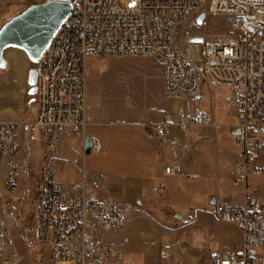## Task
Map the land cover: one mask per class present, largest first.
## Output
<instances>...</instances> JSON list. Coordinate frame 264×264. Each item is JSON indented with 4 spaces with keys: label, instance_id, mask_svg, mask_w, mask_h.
<instances>
[{
    "label": "built area",
    "instance_id": "1",
    "mask_svg": "<svg viewBox=\"0 0 264 264\" xmlns=\"http://www.w3.org/2000/svg\"><path fill=\"white\" fill-rule=\"evenodd\" d=\"M56 1L69 2L71 12L34 65L33 126L49 151H54L62 138L86 139L88 59L150 56L163 68V94L170 109L163 122L144 127L146 138L176 149L175 132L213 126L211 114L201 107L202 86H227L228 106L236 117L234 135L241 146L235 162L237 182L247 187L251 177H264V163L260 162L264 160V21L254 20L250 33L203 41L197 53L199 63L183 49L186 28L201 15L245 18L252 11L264 13V0ZM3 3L5 0H0ZM19 130L17 122L0 121V161L6 168L7 194H14L20 182ZM179 170L175 164L164 172ZM101 188L100 177L85 172L76 183H59L49 163L40 187L33 238V244L43 248L46 264H130L121 251L105 246L100 239L123 227L130 208L98 198ZM194 214L187 213L184 221L192 222ZM214 215L218 222L236 226L242 246L214 251L210 264H264V202L245 193L237 205L216 203ZM4 231L0 236L3 264H19L15 251L6 249L9 232Z\"/></svg>",
    "mask_w": 264,
    "mask_h": 264
},
{
    "label": "crops",
    "instance_id": "2",
    "mask_svg": "<svg viewBox=\"0 0 264 264\" xmlns=\"http://www.w3.org/2000/svg\"><path fill=\"white\" fill-rule=\"evenodd\" d=\"M262 17L264 18V14ZM202 27L203 21L201 24L197 22L190 25L185 30L183 49L189 57L192 53L197 55L202 42L206 40L204 36L195 35L197 32L201 33L199 30ZM186 41L193 43L187 44ZM163 91L164 76L163 69H160L154 75L152 87L145 83L144 92L132 90V97L123 103V107L120 105L122 107L120 118L112 119L109 116L88 113L89 127L106 125L120 127L119 134L115 132L117 136L109 138L110 141L88 134V127L86 130V138L92 141V151L105 152V146L109 147L105 155H111L109 157L114 159L112 164L115 166L102 174L87 172L84 165L86 159L83 157V164L81 162L82 165L79 163L76 166L78 181L82 172L100 177L102 188L96 196L101 200L113 201L130 208L126 214L125 224L120 230L101 236V242L105 246L121 251L130 264H172L177 260H180L181 264H210L214 251L237 248H223L219 243L218 249L207 250L208 245L205 243L200 250H194L188 238L185 240L178 229L188 228L190 231L196 225L202 226L203 218L210 215H213L217 222L214 215L215 204L220 202L237 205L241 203L246 192L257 201L264 202V177H251L247 188L237 182L235 162L241 146L234 135L235 111L231 108L233 111L231 116L222 113L216 117L213 99L209 112L214 121L213 126L194 127L188 132H175L179 144L176 149L159 141L148 140L144 127L163 122L166 110L170 109ZM203 103L202 98L201 107L204 110ZM0 118L17 123L22 120L21 113L16 117L7 113L5 109L0 111ZM120 121H124L125 124H119ZM110 122L117 124L110 125ZM33 128L36 130L34 126ZM99 141L103 143L101 149L96 147ZM16 142L23 144L19 140ZM81 143L84 154V145L82 141ZM130 147L134 161L123 165L122 149H131ZM58 149L57 144L56 152ZM56 161H59L58 154L49 162L53 171ZM260 162L264 163V160L260 159ZM19 163L21 164L20 160ZM175 164L179 166V172L165 174V168ZM5 170V164L0 161V198L9 195L4 190ZM191 211H195L194 220L184 221L183 217ZM8 212L12 216L13 210L9 209ZM3 213L0 204V231L6 227L3 223ZM186 235L190 237V233ZM165 246H170V249L166 250ZM3 260L4 255L0 253V264H3Z\"/></svg>",
    "mask_w": 264,
    "mask_h": 264
},
{
    "label": "rangeland",
    "instance_id": "3",
    "mask_svg": "<svg viewBox=\"0 0 264 264\" xmlns=\"http://www.w3.org/2000/svg\"><path fill=\"white\" fill-rule=\"evenodd\" d=\"M46 2L48 0H5V3L0 4V29L26 9ZM263 14L259 11H252L245 18L205 16L203 19L204 27L199 30L201 33L197 32L195 35L204 36L206 40H212L219 36L232 37L242 31L250 33L249 26L256 19L264 21ZM186 42L187 44L193 43L192 41ZM190 58L195 63H199L196 53H192ZM4 60L5 67L0 68V111L5 109L7 113L16 117L21 113L22 120L19 121L20 130L16 140L23 143L19 142L20 155L18 161L20 160L21 164L19 163L20 182L18 189L14 194L0 198V204L4 210L3 223L6 224L3 229L9 232V235L5 236L7 240L6 249L15 251L21 260L19 264H46L44 250L42 247L33 244V238L40 187L52 157L55 154L59 156V161H56L53 165L54 179L62 184H71L78 181V167L76 166L79 163L80 165L83 164V157L86 159L84 160L86 171L95 174H102L107 170H111V167L115 166V164H112L114 159H111L109 154L105 155L106 149L109 148L107 146H105V152L93 150L89 156L85 157L81 143L82 141L84 145L85 140L80 139V141L75 137L62 138L58 142V152H56L57 147L54 151H49L45 142L40 139L38 131L32 125L35 102L30 101L32 96L27 94L29 89L27 76L28 71L34 68V65L25 53L12 48L5 51ZM160 69H163L161 64L150 56L88 59L86 63L88 113L105 115L112 119L120 118L123 103L132 97V90L136 89L139 92H144L145 83L152 87L154 75ZM229 94L230 88L227 86L213 83L208 86L204 83L201 90L204 110L211 111L210 106L213 99L216 117L222 113L231 116L233 111L228 106L227 100ZM119 128L109 125L101 127L88 126L87 132L107 141L109 138L117 136L116 133L119 134ZM102 144L99 141L96 147L101 149ZM130 148H128L129 150L122 149L123 165L134 161L132 147ZM65 159L67 161H63ZM9 209L13 210L12 216L9 215ZM9 216L12 218L11 220ZM217 222L213 219V215H210L203 218L202 226L196 225L190 231L188 228L178 229V231L185 240L188 238V242L194 250H200V247H203L205 243L208 245L207 250L218 249L219 243L223 248L236 247L239 249L242 241L236 226L230 222ZM3 229L0 231V236L5 233ZM187 233H190V237H187Z\"/></svg>",
    "mask_w": 264,
    "mask_h": 264
},
{
    "label": "water",
    "instance_id": "4",
    "mask_svg": "<svg viewBox=\"0 0 264 264\" xmlns=\"http://www.w3.org/2000/svg\"><path fill=\"white\" fill-rule=\"evenodd\" d=\"M71 8L69 2L48 1L32 6L8 21L0 29V68L5 67V51L10 48L22 51L33 65L37 64L59 27L68 18ZM204 17L201 15L197 22L201 24ZM36 82V69L32 68L27 76V94L33 100L37 93ZM92 148L91 139L86 138L84 155H90Z\"/></svg>",
    "mask_w": 264,
    "mask_h": 264
},
{
    "label": "trees",
    "instance_id": "5",
    "mask_svg": "<svg viewBox=\"0 0 264 264\" xmlns=\"http://www.w3.org/2000/svg\"><path fill=\"white\" fill-rule=\"evenodd\" d=\"M28 96H29V95H28ZM30 101L35 102V108H34V111H33V113H35V111H36V101L33 100V99H30Z\"/></svg>",
    "mask_w": 264,
    "mask_h": 264
},
{
    "label": "bare ground",
    "instance_id": "6",
    "mask_svg": "<svg viewBox=\"0 0 264 264\" xmlns=\"http://www.w3.org/2000/svg\"><path fill=\"white\" fill-rule=\"evenodd\" d=\"M58 30H60V27H59V29ZM55 35H58V31L56 32V34ZM53 38H55V36L53 37Z\"/></svg>",
    "mask_w": 264,
    "mask_h": 264
}]
</instances>
